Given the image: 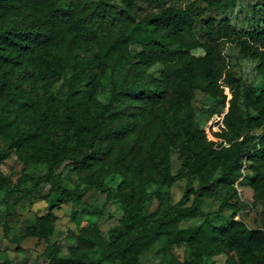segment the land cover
<instances>
[{
    "label": "trees",
    "instance_id": "obj_1",
    "mask_svg": "<svg viewBox=\"0 0 264 264\" xmlns=\"http://www.w3.org/2000/svg\"><path fill=\"white\" fill-rule=\"evenodd\" d=\"M235 2L0 0V134L21 150L25 164L47 166L26 194L60 177L59 167L87 170V182L98 187L112 171L122 177V211L108 236L86 223L66 253L53 243L46 264H98L91 256L96 250L117 264H142L141 256L158 242L193 246L186 264H215L212 258L226 252L232 253L230 264H264V227L234 218L242 169L240 182L248 179L255 193L264 192V87L257 91L243 83L224 54L226 42L238 43L264 79V0L255 7L260 24L249 31L237 30L226 16H202L206 8L226 12ZM197 18L204 39L196 33ZM107 73V97L101 100ZM197 90L221 98L223 106L228 101L223 126L214 132L222 139L218 144L197 116ZM216 112L208 110L206 118ZM173 150L181 159L176 172ZM187 177L198 183L183 195L189 199L191 193V202L166 203L161 187ZM25 178L33 179L19 181ZM12 184L0 174V191ZM151 195L155 206L143 210ZM81 197L77 187L61 188L56 200L74 204ZM206 198H218V213L231 210V218L218 223L204 214L198 224L182 226L201 214ZM53 205L25 226V237L49 240L57 220Z\"/></svg>",
    "mask_w": 264,
    "mask_h": 264
},
{
    "label": "rangeland",
    "instance_id": "obj_2",
    "mask_svg": "<svg viewBox=\"0 0 264 264\" xmlns=\"http://www.w3.org/2000/svg\"><path fill=\"white\" fill-rule=\"evenodd\" d=\"M262 0H236L234 6L228 11L213 10L206 8L202 16H216L229 18L231 23L239 31H249L257 27L260 18L255 7ZM199 18V17H198ZM196 19L195 30L201 39H204V31L201 28L199 19ZM133 50H138L139 46L131 44ZM194 53H202L201 49H194ZM224 54L228 60L229 70L242 78L243 83L253 84L257 91L264 87V79L257 71L255 60L243 57L239 51L238 43L226 42ZM160 65L153 69L158 72ZM108 73L103 79V87L99 92V99L105 100L108 90ZM59 84L54 86L56 90ZM227 99L231 93L225 87ZM193 105L197 109V116L203 125L208 138L220 143L221 138L214 132L220 131L223 126L222 119L227 111L228 101L225 106L221 98L214 99L208 94L197 90L193 99ZM242 106V105H241ZM214 109L217 112L206 118V112ZM7 138L0 134V174L9 177L13 184L8 190L0 191V264L3 261L24 262L27 264H46L49 261V253L54 242L60 243V253L67 252V246L75 242V236L79 228L89 222H94L108 236L110 228L118 223L121 215V206L118 199V185L121 182V173L112 171L103 178L104 185L101 187L89 184L87 177L89 172L77 171L75 168L59 167L56 172H61L60 177H55L49 183H43L36 192L28 193L33 185L34 179L41 173L46 172L47 166L43 163L25 164L19 157L18 150L7 142ZM33 144L29 148H32ZM24 151V150H23ZM79 151V150H78ZM83 149H80L82 152ZM172 171L176 172L180 166L181 159L176 150L172 155ZM31 176L33 179L25 178L20 182V178ZM248 179L239 183L240 193H238L240 213L235 219H244L249 226L264 227V192L255 193L249 186ZM197 179L194 177L181 178L171 186H162L161 189L167 191L166 203H174L183 200L190 203L193 196L187 195L189 199L183 197L186 190H194L197 187ZM77 187L80 189L82 197L77 203L58 204L57 192L61 188ZM151 190L155 186H150ZM238 192V189H237ZM220 200L218 198H206L198 217L185 219L182 226L198 224L202 221L204 214H208L214 222L225 223L231 218V210L218 213ZM54 213L57 215L55 230L48 241L36 237H25L24 228L31 224L37 214H43L52 205ZM156 204V198L151 195L143 210L151 209ZM9 226L8 234L4 232V226ZM18 240L21 248L16 249ZM232 253L226 252L212 258L215 264H230L229 256ZM91 256L97 260L98 264H117L116 261L107 258L102 252L96 250L91 252ZM235 256V255H234ZM194 257L193 246L179 245L172 248L163 247L162 242H158L141 256L142 264H186ZM209 264V262H207Z\"/></svg>",
    "mask_w": 264,
    "mask_h": 264
},
{
    "label": "built area",
    "instance_id": "obj_3",
    "mask_svg": "<svg viewBox=\"0 0 264 264\" xmlns=\"http://www.w3.org/2000/svg\"><path fill=\"white\" fill-rule=\"evenodd\" d=\"M243 170V176H241L237 181H236V183H235V186H236V188L238 189V193H240V187H239V183H240V181L243 179V177H244V175H245V172H244V169H242Z\"/></svg>",
    "mask_w": 264,
    "mask_h": 264
}]
</instances>
